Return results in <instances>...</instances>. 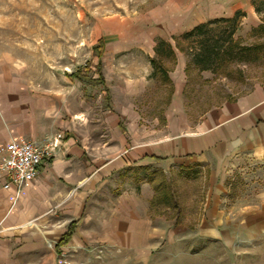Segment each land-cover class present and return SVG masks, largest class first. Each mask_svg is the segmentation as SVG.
Masks as SVG:
<instances>
[{
    "label": "rangeland",
    "instance_id": "rangeland-1",
    "mask_svg": "<svg viewBox=\"0 0 264 264\" xmlns=\"http://www.w3.org/2000/svg\"><path fill=\"white\" fill-rule=\"evenodd\" d=\"M165 2L167 0H0V88L3 89L5 81L12 91L26 88L30 96L54 100L59 106L57 109H61L57 119H85L78 126L76 136L79 140L92 137L89 154L93 156L103 153L105 148L114 152L112 149L118 146L115 132L107 127L103 114L119 107V160L126 161L134 147L147 149L164 133L189 130L184 129L188 126L186 121L194 126L212 108L264 83L263 60L233 62L216 74L199 72L194 67L189 72L186 63L184 112H171L169 86L153 77L151 59L155 57V48L153 51L152 47L157 45L158 39L164 38L172 44L176 58L181 53L187 62L188 59L187 54L175 46V38L180 35L169 37L170 33L164 32L168 29L164 16L155 12ZM258 7L260 25L264 19V0H259ZM241 22L242 19L239 27ZM221 28L208 29L209 35L220 40L228 38V31ZM246 33L243 28L237 29L234 40L244 39L242 46L264 43V32L252 38ZM100 40L105 43L102 72L114 81L119 77V94L116 89L106 88L99 78L95 47ZM108 41L113 42H110L112 47L107 45ZM195 45L196 40L191 39L188 47L196 51ZM235 51L237 53L238 48ZM164 64L169 76L172 72L176 75L177 59L174 65ZM79 69L80 76L72 77ZM139 81L143 83L140 88L131 90L129 83ZM74 111L79 112L77 120L71 115ZM55 115L50 120L56 119ZM90 160L85 155L81 163L86 165ZM135 167L126 162L108 178L106 189L102 191L104 195L98 200L92 199L87 207L93 212L94 221L85 224L83 219L78 220L77 238L70 246L56 250L58 235L67 227L61 220L48 216L39 220L41 223L35 220L30 223L28 229L44 234L45 247L42 253L23 257L21 264H264V240L245 238L237 232L235 223L241 210L257 203L264 192L262 166L229 176L230 191L223 193L217 214L221 213L222 217L216 215L209 219L206 211L211 209L206 207V201L210 184L205 169L189 168V173L196 170L199 173L193 179L192 173L187 182L182 180L185 176H179L180 168L174 172L164 166L140 170L142 177H147L151 171H162L167 181L174 183L185 214V224L181 226L163 217L150 220L147 206L149 193L154 189L149 188L151 184L146 180L136 184ZM133 195L140 201V239H132L135 222L129 208L122 219L115 217L118 198L119 205L129 207ZM219 217V230L228 231L231 236L228 239L201 237L199 224L189 228L199 219L200 223L204 221L202 228L209 230ZM102 219L106 222H101ZM121 226L123 232H119ZM109 232L117 237L111 238Z\"/></svg>",
    "mask_w": 264,
    "mask_h": 264
},
{
    "label": "crops",
    "instance_id": "crops-1",
    "mask_svg": "<svg viewBox=\"0 0 264 264\" xmlns=\"http://www.w3.org/2000/svg\"><path fill=\"white\" fill-rule=\"evenodd\" d=\"M258 2L259 0H167L163 7L155 12L164 16V22L168 27L164 32H169V37L181 35L210 20L233 18L237 13L242 15L238 30L243 28L248 34L260 23ZM110 42L108 41L107 45L113 43ZM152 48L154 51L155 44ZM186 63V58L178 53L177 73L170 74L175 90L170 97L168 109L179 114L184 112ZM102 73L104 86L116 89L119 94V77L114 81ZM129 84L131 90L133 88L138 90L143 83L139 81ZM2 88H0L2 90L0 146L20 139L44 146L47 139L57 133H62L64 138L53 155L45 161L39 175L21 193L14 189L4 190L3 180L0 179V264H21L23 257L42 253L45 247L44 234L28 229V225L34 220L38 222L48 216L52 220H61L67 224L58 235L56 250L60 251L63 246L74 243L77 238L78 220L83 219L85 224L94 221L93 212L87 210L89 202L104 195L102 191L106 189L108 178L126 162L137 166L135 169L144 166H164L168 170L176 168L190 170L189 168L193 167L207 170L210 187L206 207L211 209L206 211L207 219L216 218L219 213L222 195L230 191L229 176L235 172H247L256 165L264 168V83L252 87L248 92L232 98L222 106L212 108L194 126L186 121L188 126L184 129L189 130L164 133L147 149L134 147L128 153L126 161L119 160V127L121 128L119 107L114 111L108 109L103 114V121L115 132L118 146L115 149L111 148L114 152L108 149L106 151L105 148L103 153H96L93 156L89 154L93 144L92 137L86 136L79 140L76 136L78 126L85 119L80 121L57 119L61 109H57L59 106L54 100L50 101L38 95L30 96L26 88L12 91L11 85L5 81ZM78 113L74 111L71 114L73 120L79 117ZM52 115H55L56 119L50 120ZM123 141L126 143L127 139L123 137ZM85 155L91 158L86 165L81 163V158ZM148 186L151 188V185ZM153 197L152 190L147 206L151 221L155 219L150 210ZM258 200L255 204L245 206L239 213L240 218L235 221L238 226L237 232L250 240H264V192L259 195ZM117 201L115 217L121 216L122 219L128 214L126 212L129 208L135 222L132 239H140L139 199L133 195L129 207L119 205V198ZM217 216L222 217L221 213ZM121 219L120 225L123 224ZM101 222L106 221L102 219ZM203 222L200 223L197 219L191 224L193 228L199 224L198 232L201 237L218 236L223 239L231 237L228 231L219 230L220 217L209 230L202 228ZM72 223H74L72 236L66 244L61 245V240ZM120 231L123 232L122 226L119 228ZM109 233L111 238L117 237L115 233Z\"/></svg>",
    "mask_w": 264,
    "mask_h": 264
},
{
    "label": "trees",
    "instance_id": "trees-1",
    "mask_svg": "<svg viewBox=\"0 0 264 264\" xmlns=\"http://www.w3.org/2000/svg\"><path fill=\"white\" fill-rule=\"evenodd\" d=\"M257 11H260V9L258 8ZM241 19V13H237L233 18L210 20L197 25L190 31L184 32L182 35L175 38L176 48L187 54V71L194 67L199 72L210 71L216 74L233 62L264 61V43H254L248 46H242L241 42L244 39L238 38L237 40H234ZM262 21L263 24L252 29L248 35L249 38L254 37L257 33L264 32V19ZM212 27L221 28L225 32L228 31V38H222L220 40L217 36L214 37L213 35H209L211 31L208 32V29ZM191 39L196 40V51H193L192 48L188 47ZM235 48H238L239 50L237 53H235ZM95 49L98 51L99 58V78L104 84L102 73V58L105 49L104 41L100 40ZM176 59V52L172 44L164 39H158L157 45L155 46V57L151 59V64L154 68L153 77H156L157 79L159 78L163 84L169 86V100L174 92V86L169 76V69L164 66V63L169 62L171 65H174ZM80 74L81 70L79 69L71 76L78 78ZM149 169V166L139 167L135 169L134 173L137 184L146 180V182L150 183L154 189V197L151 201L152 217H163L166 220L172 221L175 226L184 224V208L180 201V195L175 190L174 183L167 181V178L162 171H151L147 177H142L140 170L149 171ZM197 170L192 172L195 175V177H191L192 179L197 177L199 173ZM171 171L174 172L175 170ZM192 173H189L186 169H182V171L179 172V176H185L182 177V180L187 182ZM190 227L193 228L192 225H190ZM73 228L74 223L71 224L70 229L61 240V245H64L69 241L72 236Z\"/></svg>",
    "mask_w": 264,
    "mask_h": 264
},
{
    "label": "built area",
    "instance_id": "built-area-1",
    "mask_svg": "<svg viewBox=\"0 0 264 264\" xmlns=\"http://www.w3.org/2000/svg\"><path fill=\"white\" fill-rule=\"evenodd\" d=\"M62 133L51 137L44 146L20 139L0 146V179L4 190L21 193L39 175L46 160L59 147Z\"/></svg>",
    "mask_w": 264,
    "mask_h": 264
}]
</instances>
